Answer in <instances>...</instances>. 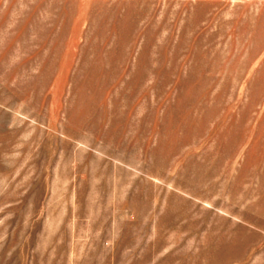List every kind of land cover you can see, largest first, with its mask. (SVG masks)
Returning <instances> with one entry per match:
<instances>
[{
  "label": "rangeland",
  "instance_id": "rangeland-1",
  "mask_svg": "<svg viewBox=\"0 0 264 264\" xmlns=\"http://www.w3.org/2000/svg\"><path fill=\"white\" fill-rule=\"evenodd\" d=\"M0 264H264V0H0Z\"/></svg>",
  "mask_w": 264,
  "mask_h": 264
}]
</instances>
